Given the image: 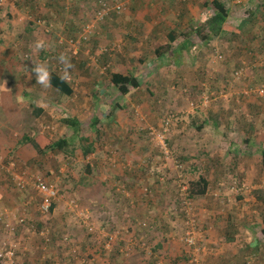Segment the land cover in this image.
<instances>
[{
    "label": "rangeland",
    "instance_id": "rangeland-1",
    "mask_svg": "<svg viewBox=\"0 0 264 264\" xmlns=\"http://www.w3.org/2000/svg\"><path fill=\"white\" fill-rule=\"evenodd\" d=\"M100 1L0 0V250L15 249L13 264H58L50 248L71 252L70 264H196L193 254L199 264H246L261 245L251 264H264V0H221L240 33L218 30L206 40L198 25L212 16L213 0H103L123 11L98 22ZM134 20L155 25L152 45L147 29L126 33ZM88 24L86 42H74ZM169 42L182 57L168 51L158 60L152 47ZM62 53L75 89L65 98L32 71L33 60L60 71ZM113 72L138 74L140 87L122 94ZM65 118L80 120L78 135ZM24 134L74 138L77 156L41 154L19 144ZM82 138L93 140L92 153L84 155ZM87 165L91 186L81 182ZM28 170L59 189L54 213L41 214L38 195L16 186L14 176ZM199 175L208 192L189 199L188 181Z\"/></svg>",
    "mask_w": 264,
    "mask_h": 264
},
{
    "label": "trees",
    "instance_id": "trees-1",
    "mask_svg": "<svg viewBox=\"0 0 264 264\" xmlns=\"http://www.w3.org/2000/svg\"><path fill=\"white\" fill-rule=\"evenodd\" d=\"M212 8H211V14L212 16L205 22L200 23L198 25L199 28L204 29V31H208V33H210V35L206 34L205 32L202 31V33L200 34L202 39L206 40L209 39V37L214 36V33H216L218 30H224L227 32H232V33H236L239 34L240 31L239 29H237L233 24L228 22V18H229V11L226 7V5L221 1V0H213L211 2ZM2 8H0L1 11ZM100 10V9H99ZM99 10L97 11V13L99 12ZM97 15V14H96ZM95 15V17H96ZM87 26V25H86ZM197 27V28H198ZM193 30V29H192ZM198 30V29H196ZM84 31V29H83ZM80 34V36H78L76 39H74L76 43L81 44L82 41L85 43L86 39L82 36L83 34ZM169 40L174 41L175 40V36L173 31H170L168 34ZM188 40V39H187ZM79 41V42H77ZM185 45L187 48H189L188 43H191L189 40L184 41ZM172 47L171 43H166L162 46H160L158 49H156V55L158 57V60H161L162 57H167V52L170 51V48ZM164 59V58H163ZM164 61V60H162ZM166 62V61H165ZM165 62L159 63V68H158V73L159 75V79H162L165 75V72L167 70V66L164 64ZM68 73V72H67ZM51 74V86H53L55 88L56 91H58L59 93H61L62 95L69 97L72 96L74 93V89L71 85V82L68 81L67 79L63 78L64 77V73L61 71H50ZM110 84L113 85L114 87H116L117 89H119V91L122 94H128L130 92V88L134 87V88H138L140 87V80L138 78V74L135 73H124V72H113L110 75L109 78ZM64 121L73 128V132L75 135H78L81 130H82V126H81V122L80 120H78L77 118H65ZM100 122L99 118H95L92 121V128H95L97 126V124ZM210 122V119L207 118L205 120V123ZM74 136V135H73ZM83 143L86 144L85 142L88 141V144L85 146L82 145V149H84V155H88L90 153L93 152V146H94V142L93 140H90L88 138H82ZM20 143H31L32 146L38 150L39 153L41 154H45L46 152L49 151H59L62 152L66 158L69 157H76L77 156V152L76 151V144H75V139L74 138H58V139H52L50 138L48 135L45 134H36V136L34 137H30L26 134H24L21 139L19 140V144ZM261 161H262V166H263V170H264V146L261 149ZM93 168L91 167V165H87L86 166V173L84 174V176H82L81 178V182L82 184H84L85 186H91L94 183L93 180L88 181V182H84V179L88 178L89 176H91L93 174ZM27 174H29V176H33L35 178H38L37 180L39 182H42L46 185H51L52 182H46L44 181L38 174L33 173L31 171H27ZM16 186L18 187V189H20L21 191H26L29 192L30 189H32V191H34L36 193V195H38L39 201L37 202V206H38V210L40 212V204H41V194L30 184L26 185L24 188L21 187L18 184V181L16 180ZM77 184H80V181L77 182ZM209 180L207 179V177H205L204 175H199V177L197 178H193L190 179L188 181V186H187V196L189 199H196L198 197H202L204 195L207 194L208 189H209ZM54 185V184H53ZM7 191V189H6ZM264 201V198H262ZM25 200L23 201V206L25 207L24 211H28V209L32 206L33 201H29ZM57 206V200H54L50 210L48 213L46 214H52L55 211V208ZM43 214V213H41ZM23 222H25V218L23 219ZM34 226V224H32ZM261 234L262 236L264 235V221L263 224L261 226ZM40 231V228L37 229V232ZM54 240H58V241H62L63 239L61 237V233L57 232L56 236L53 237ZM260 242L259 239L257 241V243ZM64 243V242H63ZM65 247H63L62 249H64ZM69 249V248H67ZM214 249V248H213ZM255 254H249V256H246L245 262L246 264H251L252 262L255 261V256H256V252L260 253V249H261V245L260 247L257 246L256 248L252 247L251 248ZM70 251V249H69ZM187 254V253H186ZM188 258H191L189 254H187ZM66 258V255H65ZM69 258V254H67V258ZM5 258H1L0 257V264H3V262L5 261Z\"/></svg>",
    "mask_w": 264,
    "mask_h": 264
},
{
    "label": "built area",
    "instance_id": "built-area-1",
    "mask_svg": "<svg viewBox=\"0 0 264 264\" xmlns=\"http://www.w3.org/2000/svg\"><path fill=\"white\" fill-rule=\"evenodd\" d=\"M101 5H100V10L96 15V21H101L106 15L110 14L111 12H117L120 13L123 11V5L119 4V3H115V4H111L107 1H100ZM94 24H88L86 26V28L88 29H84L82 36L86 39L87 38V34L93 31L94 28ZM60 71H62L64 73V68L60 67L59 69ZM68 81H71V76L68 75L67 78ZM260 94L264 93V87L259 88L257 90ZM169 121L170 118L166 119V123H165V128H164V132L156 134V137L158 138V140H165V131L168 130L169 127ZM164 144V142H163ZM15 180L18 181V184L21 187H25L26 185L30 184L32 185L40 194H41V204H40V212L43 214H46L49 212L50 207L53 203L54 200L57 199L58 196V192L59 189L56 188V185H46L42 182H39L37 179L35 178L33 175L29 176V174H27L26 172H23L21 175L20 174H16L15 176ZM71 203H74V200L71 201ZM194 220V219H193ZM23 221V219H22ZM8 225L11 224H7ZM191 225L193 226V230L192 231H187L184 237L185 242L190 245V246H194L196 245V237L198 236V234L196 235V232L194 231V227H196V223L195 220L192 222L191 221ZM198 229V228H197ZM113 239V238H112ZM14 256H15V249L13 247H3L0 250V257L1 258H5L6 262H8L9 264H13L14 263ZM192 260L196 263L199 264V262L197 261L195 254H193Z\"/></svg>",
    "mask_w": 264,
    "mask_h": 264
},
{
    "label": "crops",
    "instance_id": "crops-1",
    "mask_svg": "<svg viewBox=\"0 0 264 264\" xmlns=\"http://www.w3.org/2000/svg\"><path fill=\"white\" fill-rule=\"evenodd\" d=\"M126 27L128 28V30L126 31V33L128 34V35H135V34H137V33H139V32H141V28H142V31L144 30V29H147L148 30V33H147V31H144L143 33L144 34H146V36H147V38H150L151 39V45H152V43H154V41H155V25H150V23H148V22H146V21H137V20H134V21H132V22H129V23H127V25H126ZM141 37V36H140ZM189 44V43H188ZM161 45L160 44H157L156 46H153L152 47V50H153V52H154V54H155V57L158 59V57H157V55H156V49H158L159 47H160ZM187 48V47H186ZM170 51L174 54V56L176 55V59H180L181 57H182V51H183V48H182V46H177L175 49H173V47H171L170 48ZM142 54L145 52V50L143 49V50H141L140 51ZM133 56V55H132ZM167 56V55H166ZM154 56L152 55L151 56V58H153ZM168 57V56H167ZM163 58L164 57H162L161 58V60H163ZM50 89H51V92H53V93H55V95L57 96V97H59V98H65V96L64 95H62L61 93H59L58 91H56L55 90V88L53 87V86H50L49 87ZM74 89V88H73ZM74 93H75V89H74ZM87 105V104H86ZM85 105V106H86ZM107 122L110 124V125H113V121L112 120H110V118L109 119H107ZM127 129H129V127L127 126ZM127 154L129 155L130 153L129 152H127ZM55 210H56V208H55ZM57 226V225H56ZM58 228H59V225L57 226ZM56 229V228H55ZM262 235V234H261ZM259 239V238H258ZM259 241H260V239H259ZM262 241L264 242V235H263V237H262ZM257 245H260V244H258L257 243ZM50 247H53V246H50ZM260 247V246H259ZM28 248V250L29 251H31L32 252V250H34V251H37V249H34V248H32V247H27ZM51 250H49V252H52V256H54L53 258H54V260H56V261H58L57 263L58 264H64V263H62V261H64L65 262V264H70L71 263V260H73L72 262L74 263V260H75V257H72L71 255H70V253H68L69 254V258L68 259H66L67 258V254H66V258H65V254H64V251L62 250V253H60L59 252V250H57V249H52V248H50ZM54 250V251H53ZM262 250V248L260 249V252H262L261 251ZM69 251V250H68ZM76 251V249H73L72 250V252L73 253H76L75 252ZM48 256H50V254H48ZM61 258V259H60ZM58 259H60V260H58ZM41 264V263H40Z\"/></svg>",
    "mask_w": 264,
    "mask_h": 264
},
{
    "label": "clouds",
    "instance_id": "clouds-1",
    "mask_svg": "<svg viewBox=\"0 0 264 264\" xmlns=\"http://www.w3.org/2000/svg\"><path fill=\"white\" fill-rule=\"evenodd\" d=\"M44 47L43 42H37L36 48L42 49ZM58 61L60 64L64 65V77L65 79L68 78L67 69L71 67L70 58L67 57L65 54H61L58 57ZM34 66L32 68V71L35 73L36 76V82L37 84L42 85L45 88H48L51 86V74L50 71L45 63H38L35 60H33ZM6 87V84L4 85Z\"/></svg>",
    "mask_w": 264,
    "mask_h": 264
}]
</instances>
